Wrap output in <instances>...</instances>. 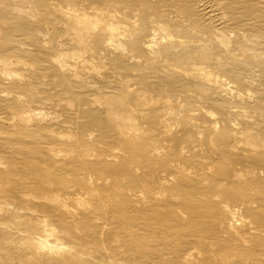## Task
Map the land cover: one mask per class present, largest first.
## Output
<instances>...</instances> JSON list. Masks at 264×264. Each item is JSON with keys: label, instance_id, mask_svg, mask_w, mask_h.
Masks as SVG:
<instances>
[{"label": "bare ground", "instance_id": "bare-ground-1", "mask_svg": "<svg viewBox=\"0 0 264 264\" xmlns=\"http://www.w3.org/2000/svg\"><path fill=\"white\" fill-rule=\"evenodd\" d=\"M47 9L0 37L56 49L52 92L0 57V264H264V92L229 72L264 66V0H0V23Z\"/></svg>", "mask_w": 264, "mask_h": 264}, {"label": "rangeland", "instance_id": "rangeland-1", "mask_svg": "<svg viewBox=\"0 0 264 264\" xmlns=\"http://www.w3.org/2000/svg\"><path fill=\"white\" fill-rule=\"evenodd\" d=\"M48 9L47 10H42L41 11V13L40 14H37V13H35L34 15H35V17H27L26 15H29L30 13H31V11H29V10H26L25 11V13H24V15H22L21 14V17H19V19L16 21H6V22H4V23H0V37H7L8 35H13V34H15V30L17 29V28H20V27H28V26H30V27H32V25L34 26L35 24H37V23H35V24H32V25H29V22L27 21V20H29V21H31V22H35V20L37 21V18L40 20V23H39V25L40 26H42V28L44 29V27H50L51 26V24H54V23H56V21H57V19L55 18V16L54 15H52V16H50V15H47L48 14ZM2 12H5L6 14H8V15H10V16H13V17H15L14 16V14H15V12H12V11H10V10H7V9H4L3 8V10H2ZM26 16V17H25ZM51 21H53L51 24H48V25H45L46 24V22H51ZM42 23H44V24H42ZM33 28V27H32ZM50 33V32H49ZM50 35V34H49ZM49 35H47V37H49ZM52 37V36H51ZM50 37V38H51ZM7 38H5V40H6ZM23 41H25L24 43H28V42H30L31 44H33V46H24V45H21L22 44V42H20V43H18V42H15V41H13V38H11V40L10 41H8V40H6L5 42V45L6 46H11V47H14L15 49H17L15 52H13V53H7V52H5V53H2L1 51H0V57H2V58H5V57H9V56H19V59L21 58V59H23V62H24V64L26 65H24V64H22L21 66V69H19V71L21 72H24V73H26V74H29V76H31L32 78H27L26 77V79H29L30 80V82L33 84V86H35L36 88H38L40 91L41 90H43V87H46V89H45V91H50V92H52L53 91V89H54V87H55V81H53V83H52V81L49 79V81H45L44 80V78H42V77H37L38 76V74H39V72H41V71H46L47 70V74L48 75H50V76H48V77H51V75H53V73H54V68L55 67H50V65L48 64L49 63V60H50V56H49V54H52V52L54 51H56V49H55V47H54V49L52 48V47H50V43L47 45V44H45V46H44V44H43V42H42V40H37V39H23ZM1 44H2V40L0 39V46H1ZM22 47H25V48H29V49H32V50H34V52H39V49H42V52H39V53H36V54H31L30 52L29 53H27V52H25L24 50H23V48ZM43 60V61H42ZM103 61H105V63L102 65V63H101V65H100V71L101 72H104V73H107V72H109V73H111V68H110V66H109V64H108V62H106L107 60L105 59V60H103ZM34 64L35 66L33 67V70H36V76L32 73L33 71H31V72H29V70H28V68H30V66H29V64ZM25 68H24V67ZM36 66H37V68H36ZM107 66V67H106ZM108 66H109V68H108ZM48 67V68H47ZM137 70H133V71H131V72H129V77H128V79H130V80H132V81H135V75L137 74ZM229 72L230 73H232V74H235V75H246L245 76V79L247 80V83L249 84V82H251L250 84H249V86L252 88V90H255V91H259V92H261V93H263L264 92V66H258V68H255V70H253V74H250V75H247V74H249V73H247V71L245 70V69H240V66L239 65H233V66H231L230 67V69H229ZM251 76V77H250ZM35 77L37 78V79H35ZM143 77V76H142ZM143 78H145V81L143 80V81H140V82H137V84L136 85H132L133 87H132V89L134 90L135 88H139L141 91H143V90H146V89H144V87H143V85H145V84H147V85H149L150 87H152L153 89H156V84H160L159 83V78H158V75H154L153 73H151V74H147L146 75V77H143ZM138 79V78H137ZM48 80V79H47ZM79 80V79H78ZM61 81V80H60ZM62 82V81H61ZM46 83V86H44V84ZM60 83V82H59ZM256 83V84H255ZM259 83V84H258ZM9 84V83H8ZM6 85L7 86V88H9L10 89V93H9V95H11V96H13L14 97V95H15V91H18V92H23L24 91V89L23 88H21V89H19V87L18 86H14V85H11L10 87H9V85ZM142 87H143V89H142ZM0 88H2V87H0ZM56 88H59V84L57 85V87ZM57 90V89H56ZM141 95H142V92H140V91H138ZM5 93V92H4ZM24 93H26V91H24ZM1 95V94H0ZM263 96H264V93H263ZM4 103H5V108H4ZM0 104L1 105H3V109L7 112V116L8 117H10V113H9V111H8V109H7V107H6V102L3 100V98L2 97H0ZM261 107H262V109H261V111L260 112H262L261 114H263V116H264V100L261 102ZM236 108V109H235ZM239 107H232L230 110H232L233 111V109H234V113L235 112H238V111H240L241 109L239 108ZM151 114V113H150ZM257 120H259V122H261L262 120L261 119H258L257 118ZM9 122V121H8ZM56 122H60L61 123V119H57V121ZM4 127V128H7V127H11L9 124H7V125H1L0 124V127ZM144 134L145 133H147V129L146 130H144V131H142ZM100 133L99 132H97V135H99ZM180 143V142H179ZM233 144V141H230V140H228V143H224V145L223 146H225V147H228L229 145H232ZM98 144H96V146H97ZM100 146V145H99ZM6 151H9V149H7ZM229 152L230 153H243L242 151H236V149H232V148H230V150H229ZM10 157H12V156H10L8 153L7 154H5L4 155V159H8V158H10ZM12 159V158H11ZM14 159V158H13ZM36 159H37V157H36ZM29 161H31V159L29 160ZM23 166L24 167H33L32 165H30V162H28V163H24L23 164ZM24 167H21V166H19V167H17V168H24ZM35 167V166H34ZM1 170H3L2 168H0ZM210 172V175H213V173H212V171H209ZM199 178V177H198ZM200 179V178H199ZM225 183V182H224ZM89 185H92V184H89ZM112 201V200H111ZM114 201V200H113ZM112 204V203H111ZM110 204V205H111ZM46 212H48L49 213V211H46ZM47 216H48V218L49 219H53V216L51 215V213H49V214H47ZM108 220V224L104 227V229H102L101 228V225H100V229H98L99 230V232H107V233H109V232H114V231H116L117 230V228L115 227V224H113V221H112V219H110V213L107 215V217H106ZM136 223H137V221L136 222H134V223H132V225H134L135 227L134 228H131V229H133V231H134V233H136V232H140V230L138 229V227L136 226ZM101 229L103 230V231H101ZM136 239H139V237L140 236H138L137 234H136ZM135 239V240H136ZM178 239H180V240H182L181 238H179L178 237ZM120 241H122V243H124V245L125 246H128V245H131L130 243V240L128 239V236H123V237H121L120 238Z\"/></svg>", "mask_w": 264, "mask_h": 264}]
</instances>
